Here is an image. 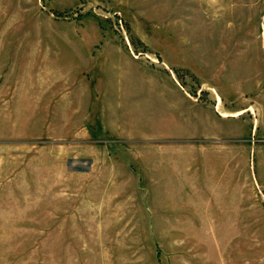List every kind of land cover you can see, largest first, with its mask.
Listing matches in <instances>:
<instances>
[{
  "label": "rangeland",
  "instance_id": "1",
  "mask_svg": "<svg viewBox=\"0 0 264 264\" xmlns=\"http://www.w3.org/2000/svg\"><path fill=\"white\" fill-rule=\"evenodd\" d=\"M263 18L0 0V264H264Z\"/></svg>",
  "mask_w": 264,
  "mask_h": 264
},
{
  "label": "bare ground",
  "instance_id": "2",
  "mask_svg": "<svg viewBox=\"0 0 264 264\" xmlns=\"http://www.w3.org/2000/svg\"><path fill=\"white\" fill-rule=\"evenodd\" d=\"M237 114H238V113H237ZM233 115H235V114H233ZM222 116H227V114L223 113Z\"/></svg>",
  "mask_w": 264,
  "mask_h": 264
},
{
  "label": "built area",
  "instance_id": "3",
  "mask_svg": "<svg viewBox=\"0 0 264 264\" xmlns=\"http://www.w3.org/2000/svg\"><path fill=\"white\" fill-rule=\"evenodd\" d=\"M264 19V18H263ZM263 27H264V25H263Z\"/></svg>",
  "mask_w": 264,
  "mask_h": 264
}]
</instances>
